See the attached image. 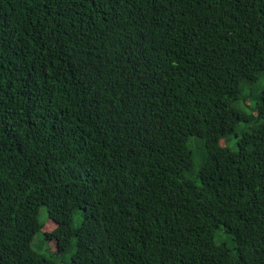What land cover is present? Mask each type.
Here are the masks:
<instances>
[{"label": "trees", "instance_id": "16d2710c", "mask_svg": "<svg viewBox=\"0 0 264 264\" xmlns=\"http://www.w3.org/2000/svg\"><path fill=\"white\" fill-rule=\"evenodd\" d=\"M69 250L264 264V0H0V264Z\"/></svg>", "mask_w": 264, "mask_h": 264}, {"label": "rangeland", "instance_id": "374dc122", "mask_svg": "<svg viewBox=\"0 0 264 264\" xmlns=\"http://www.w3.org/2000/svg\"><path fill=\"white\" fill-rule=\"evenodd\" d=\"M41 216L42 218L47 216V211L45 207L41 208ZM80 219L79 216L76 215L75 217V223H79ZM32 246L33 248H35L36 250L42 252V253H47V244L45 243V241L43 240V234L42 233H37L32 241ZM73 253V250H69L65 256L63 257H59V258H55V260L58 262V264H63V262H69L71 259V255Z\"/></svg>", "mask_w": 264, "mask_h": 264}]
</instances>
